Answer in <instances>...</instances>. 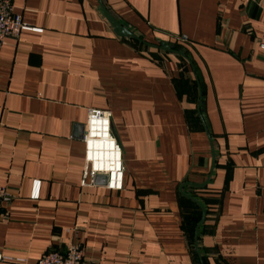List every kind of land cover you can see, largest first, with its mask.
<instances>
[{"label":"crops","instance_id":"obj_1","mask_svg":"<svg viewBox=\"0 0 264 264\" xmlns=\"http://www.w3.org/2000/svg\"><path fill=\"white\" fill-rule=\"evenodd\" d=\"M101 2L187 59L117 37L99 0H16L41 31L0 52V252L37 264L78 242L98 264H200L183 187L207 213L203 264H264V0ZM90 109L112 114L120 192L81 187Z\"/></svg>","mask_w":264,"mask_h":264},{"label":"built area","instance_id":"obj_2","mask_svg":"<svg viewBox=\"0 0 264 264\" xmlns=\"http://www.w3.org/2000/svg\"><path fill=\"white\" fill-rule=\"evenodd\" d=\"M246 5L250 0H239ZM16 0H0V52L7 39L21 41L24 32L41 30L29 27L20 14L15 13ZM182 41H187L185 36ZM84 164L81 187L104 186L114 192L124 188L125 164L122 147L116 138L112 126V114L109 111L90 109L84 126ZM40 182H34L33 198L38 197ZM10 194L6 188L0 187V217L4 205L10 202ZM25 264L24 260H14L0 252V262ZM37 264H98L88 260L84 248L73 243L65 252H47Z\"/></svg>","mask_w":264,"mask_h":264},{"label":"water","instance_id":"obj_3","mask_svg":"<svg viewBox=\"0 0 264 264\" xmlns=\"http://www.w3.org/2000/svg\"><path fill=\"white\" fill-rule=\"evenodd\" d=\"M99 4H100V9H101V12H102L104 18L107 20L109 25L113 28V31L117 37H119L121 39H131V40H133V41H135V42H137V43H139V44H141L147 48H150L153 50H158V51H163L166 53H174V54H177V55L183 57L184 59H187L184 52L182 50H178L175 47V44H173V43L163 42V43H160L159 45H154V44L148 43V42L144 41L143 39L139 38L137 35H135L133 32H131V30H129L125 26H123V24L121 22H119L113 15H111L109 13V11L106 9V7L103 5L101 0H99ZM200 99L202 100L201 91H200ZM112 126H113V124H112ZM214 167H215V158H213L212 167H211L210 174L207 178L206 183L202 186H194L192 184H189V186H192V187L197 188L199 190H204L208 186V184L210 183ZM182 189H183V187L181 188V195L184 198L195 203L202 211V218H201L200 222L197 224L196 229H195V233H194V239H195L194 246H195V251H196V254H197L198 259L200 261V264H203V259L200 255L199 246H198V238H199V229L203 225V223L205 222L207 213H206V210H205V207L203 206V204H201L195 198L187 196L182 191Z\"/></svg>","mask_w":264,"mask_h":264},{"label":"rangeland","instance_id":"obj_4","mask_svg":"<svg viewBox=\"0 0 264 264\" xmlns=\"http://www.w3.org/2000/svg\"><path fill=\"white\" fill-rule=\"evenodd\" d=\"M135 43H136V42H135ZM137 44H138V43H137ZM137 46H138L140 49L146 50V49H145L146 47H144L143 45H140V44H139V45H137Z\"/></svg>","mask_w":264,"mask_h":264},{"label":"trees","instance_id":"obj_5","mask_svg":"<svg viewBox=\"0 0 264 264\" xmlns=\"http://www.w3.org/2000/svg\"><path fill=\"white\" fill-rule=\"evenodd\" d=\"M192 235V234H191ZM193 236V235H192ZM191 239H193L192 237H191Z\"/></svg>","mask_w":264,"mask_h":264}]
</instances>
